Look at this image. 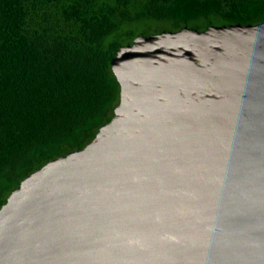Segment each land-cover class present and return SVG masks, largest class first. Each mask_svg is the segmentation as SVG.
I'll return each mask as SVG.
<instances>
[{"label": "water", "instance_id": "95a60500", "mask_svg": "<svg viewBox=\"0 0 264 264\" xmlns=\"http://www.w3.org/2000/svg\"><path fill=\"white\" fill-rule=\"evenodd\" d=\"M114 116L0 208V264H264V21L136 37Z\"/></svg>", "mask_w": 264, "mask_h": 264}, {"label": "trees", "instance_id": "16d2710c", "mask_svg": "<svg viewBox=\"0 0 264 264\" xmlns=\"http://www.w3.org/2000/svg\"><path fill=\"white\" fill-rule=\"evenodd\" d=\"M264 0H0V208L112 119V59L140 35L257 24Z\"/></svg>", "mask_w": 264, "mask_h": 264}]
</instances>
